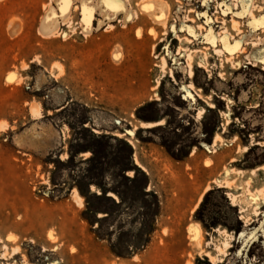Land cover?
<instances>
[{
	"label": "rangeland",
	"instance_id": "obj_1",
	"mask_svg": "<svg viewBox=\"0 0 264 264\" xmlns=\"http://www.w3.org/2000/svg\"><path fill=\"white\" fill-rule=\"evenodd\" d=\"M81 1L44 38L54 2L0 0V264H211L216 229L234 237L220 264H264V203L245 207L248 227L238 205L244 183L264 189V26L232 0H161L164 27L138 12L141 0H119L132 18L95 12L86 37ZM252 3L263 16L264 0ZM222 19L243 36L231 57L206 41ZM223 179L230 189L215 186Z\"/></svg>",
	"mask_w": 264,
	"mask_h": 264
},
{
	"label": "bare ground",
	"instance_id": "obj_2",
	"mask_svg": "<svg viewBox=\"0 0 264 264\" xmlns=\"http://www.w3.org/2000/svg\"><path fill=\"white\" fill-rule=\"evenodd\" d=\"M51 1L55 3L56 8L55 7H49L48 10L46 11V13L44 14V16L42 17L41 22H39L40 24L38 26L39 27L38 28V33L44 38H52V37L58 36L59 31H60L59 30V24L60 23H63V25H67V26L70 25V20L68 18L69 17V11L72 8V2L75 1V0H51ZM231 6L236 11H239V9H240V12H238L236 14L238 16H246V18L249 21L251 26H253V27H261V28H262V26H264V15L263 16H259L258 18L254 15L253 12H254L255 9H257V7H255V5L252 3V0H232L231 1ZM76 8H79V10L81 12V18H80L81 19L80 20V27H81V30H82L81 33L84 34V36H86V37L91 32L92 27H91L90 23L92 22L93 14L95 12H97L99 15H102L106 19H114L117 12L124 13V20H127L128 18H132V15H130L129 13H127L125 11V9L123 7V4L119 0H96V3H93L92 0H84V1H81L79 6H75L73 9H76ZM137 8H138V12L139 13L144 14L146 16L148 15L149 19L152 18L151 20L156 21L158 23H161L162 26L166 24V21H167V18H168V5H167V3L161 1V4L159 6H156L153 2H150V0H141L140 2H138ZM73 9H72V11H74ZM126 9H128V8H126ZM222 13H224V11ZM229 20H230V26L229 27H231L230 29H232L237 35H240L239 22L236 21L234 18H231ZM111 21H113V20H111ZM220 23L222 25V31L220 33L213 34L210 31V29H209L207 31V34H206V36H207L206 41L207 40L210 41L209 43L211 45H214L215 42H217L216 40H218L223 45L222 49L213 48L214 53L217 54V55H221L224 52H226L231 57V55H233L235 53L242 52L243 48L241 47V43L243 41V36L240 37L238 40H235L230 35V33H228L229 29L227 28V26H225V20L222 19ZM96 27H97L96 30L100 28L99 23L97 24ZM111 28H112V26H111ZM198 28L202 29L201 26H198ZM12 29H13V27H12ZM15 29L13 31L14 34H18L19 33L18 30L17 29L15 30ZM10 31H12V30H10ZM206 36L204 35V38ZM229 40H232L233 42L231 43ZM185 41H188V40L185 39ZM188 42H190V40ZM253 46H256V44H253ZM256 51H258V50H256ZM192 53H193L192 51L190 52L188 50V53L185 55V57H186V65L185 66H187V68L189 69L188 70L189 71V75H187L189 77H190V75H192V72L190 70V64H191V61H192ZM254 53H256V52H254ZM115 58L117 59V57H115ZM251 58H253V57H251ZM204 59H206V53L204 54ZM259 61L264 66V58L259 60ZM251 63H252V61H251ZM200 64L201 63H199V66H200ZM252 64H254V63H252ZM165 65H166V62H165L164 59H162L161 60V69H162V71H163V68H164ZM188 71H187V73H188ZM168 75H171V78H173L171 72H169ZM186 86H190L191 87V84L190 85H186ZM190 87H188V88H190ZM211 106H213V105H211ZM30 112H31L32 117H34V118H38L40 116V113H39V110H38L37 106H31L30 107ZM161 122H162V120H161ZM141 126L144 129H150V128H153L154 126H156V124L155 123H143ZM131 132H133V131L131 130ZM118 136H121V135H118ZM214 137H215V140H217L219 138L218 135H215ZM217 141H219V140H217ZM210 147L214 148V144L212 146H210ZM244 148H243V150H245ZM85 154L87 155L88 153H85ZM87 156H85V157H87ZM134 161H136V160H134ZM208 161L210 162V160H208ZM241 172H240V174H241ZM252 172H251V174H252ZM227 174H228V172L225 174V176ZM222 182L223 183L218 182V183H214V184H215V186L217 188L230 189L231 183H230L229 180L223 179ZM243 185H244L243 186L244 188H243L242 193L240 194L239 203L237 202L238 201L237 200L238 197L235 196L234 194H229L228 193L226 195V197L229 199V201L231 202L232 206H236L237 203H238V205H240V207H239V220L242 221L244 227H248V226H250L251 221L248 218V216H246L245 213H244L246 211L245 207H247V206L249 207V205L251 203H255V205H254L255 206L254 210H255L256 205H257L258 202H260V204L264 203V189L261 188V189H258L256 191H251V190H249L248 182L244 183ZM209 189H210V187L208 186L206 188V190H209ZM72 197H73L74 202L77 205H81V199H80L78 193L75 192V190L72 192ZM243 204H244V207L242 206ZM195 207H197V206H195ZM254 210H253V212H254ZM215 232H217V234L219 236H221L222 240L220 241L219 244H216L213 241V239L210 238L209 241L206 243V245L212 246L214 248L215 253H214V255L213 254L211 255L209 252H206L205 256H206V258L208 259V261L211 264H220V263H222L223 258L227 256V251L231 248L230 241L234 240V237L232 236V234H228L224 230L220 231V230L216 229ZM191 240H192L193 244L197 248L200 247V245L202 243V234H201V228H200L199 224H195L194 227H192V229H191ZM1 248L3 250L5 249L4 246H2ZM14 251H16V250H14ZM3 254L4 253H2V255H1V252H0L1 257H3Z\"/></svg>",
	"mask_w": 264,
	"mask_h": 264
},
{
	"label": "snow or ice",
	"instance_id": "obj_3",
	"mask_svg": "<svg viewBox=\"0 0 264 264\" xmlns=\"http://www.w3.org/2000/svg\"><path fill=\"white\" fill-rule=\"evenodd\" d=\"M129 175H131V173H129ZM93 191H95V189H93ZM108 194H109V196H113L112 192H109ZM9 239H11V237H9Z\"/></svg>",
	"mask_w": 264,
	"mask_h": 264
},
{
	"label": "trees",
	"instance_id": "obj_4",
	"mask_svg": "<svg viewBox=\"0 0 264 264\" xmlns=\"http://www.w3.org/2000/svg\"><path fill=\"white\" fill-rule=\"evenodd\" d=\"M142 193H144V191Z\"/></svg>",
	"mask_w": 264,
	"mask_h": 264
},
{
	"label": "built area",
	"instance_id": "obj_5",
	"mask_svg": "<svg viewBox=\"0 0 264 264\" xmlns=\"http://www.w3.org/2000/svg\"><path fill=\"white\" fill-rule=\"evenodd\" d=\"M229 203H230V201H229Z\"/></svg>",
	"mask_w": 264,
	"mask_h": 264
}]
</instances>
